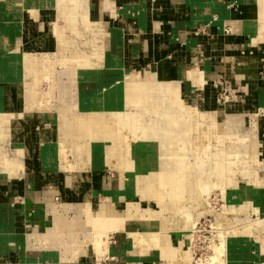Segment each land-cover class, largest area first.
Returning <instances> with one entry per match:
<instances>
[{"label":"crops","instance_id":"1","mask_svg":"<svg viewBox=\"0 0 264 264\" xmlns=\"http://www.w3.org/2000/svg\"><path fill=\"white\" fill-rule=\"evenodd\" d=\"M86 1L90 5L89 29L80 18L77 23L79 21L85 30L92 31V40L82 50L81 45L71 39L78 48L70 52L85 54L91 62L85 63L84 73L80 74L78 65H63L71 58V53L67 52L65 58V52H62L60 71L61 74L66 71L67 80L57 75L54 77L58 78H52L50 83L51 68L45 61L46 56L51 58L61 50L59 33L65 29L78 36L79 33L81 35L80 27L76 33L66 29L67 24L59 25L60 19L65 20L57 9L38 14L25 13L22 22L15 13L0 16L2 28L13 31L17 20L20 24L15 34L0 32V63L7 51L1 40L8 37L14 44L20 43L27 54L36 58L37 64V69H29L22 82L0 78V264H97L103 256L115 259L113 249L118 253L115 261L120 264L124 259L119 254L122 247L127 251L133 250L134 242L129 245L130 237H127L134 232L128 230L130 223L112 229L107 222L111 214L108 209L111 202L109 204L107 200L113 199L118 191L107 193L102 201L103 189H96L97 175L113 170L111 156L105 146H98L100 150H94L91 161H84L73 144L63 148L60 137L62 130L66 134L72 131L78 113L95 112L98 96L108 94L112 86L117 87L120 82L129 83L128 72L139 77L149 72L159 81H176L191 102L194 99L189 92H196V99L208 109V113L203 108L197 112L203 123L196 131L192 150L206 148L208 138H212L226 151L240 152V147H244L250 154L257 153L254 150L256 145L251 141L233 139L225 142L224 138L233 132L224 133L218 129L211 115L214 108L210 106L214 104L217 92L214 79L225 74L235 76L241 83L237 84V89L242 95L243 79L257 80L251 76L257 67V56H243L234 51L235 46H242L248 39L251 46V37L254 44L252 33L241 37L233 27L237 19H245L249 15L251 2L247 4V0H241L240 9L233 10L231 18L225 22L224 15H230V7L224 8L228 0ZM119 7L122 8L120 14ZM129 9L135 10L136 16L128 13ZM240 14L242 18H239ZM226 24L230 27L232 24L231 30L238 36L232 38V34H226ZM207 26H211V31L202 34L200 31ZM4 43L7 44L6 41ZM49 45L57 51L50 52ZM245 58L254 59V65L250 63L247 67ZM114 60L117 61L115 67ZM52 64L55 65L54 62ZM134 68H139L138 72H134ZM84 69L96 72L89 74ZM111 71L120 73V77L106 83L105 73ZM54 73L55 69H51L50 77ZM202 73L204 78L212 80L213 87L209 84L213 93L215 89L212 97L208 92L202 94L203 89L194 83ZM183 79L189 82L184 85ZM80 87L84 89L80 90ZM263 91H260V98ZM16 92L25 95L20 96ZM253 96H256V86L250 83L248 99L254 100ZM103 98L109 99L108 96ZM46 100L49 102L44 105ZM22 106L23 110L16 109ZM99 162H103L107 169L96 168ZM106 183L104 180L102 188ZM74 226L76 230L67 234L66 229ZM121 232L127 234L119 236L120 239L125 237V241L111 243L110 246L111 236ZM96 234H103V239L109 241L107 251L105 244L99 253ZM128 258L139 260L140 257L130 254ZM105 263L110 264L109 261ZM123 264H128V261Z\"/></svg>","mask_w":264,"mask_h":264},{"label":"bare ground","instance_id":"2","mask_svg":"<svg viewBox=\"0 0 264 264\" xmlns=\"http://www.w3.org/2000/svg\"><path fill=\"white\" fill-rule=\"evenodd\" d=\"M2 1L8 12L15 13L16 16L17 14L21 15L20 22H22L25 13L38 14L57 9L60 17L68 23L67 29L77 30L75 26L78 18L89 29L90 5L86 0ZM250 2L251 12L249 15L245 19H237L233 27L237 33L242 35L241 37H246L252 33L255 36V46L260 47V45H264V0H247V4ZM58 30L57 28V32ZM61 33L58 34L60 42L66 38L65 32ZM4 38L1 41L7 51L3 55L2 63H0V78L16 79L22 82L25 80L29 69H37L36 58L27 54L20 43L14 44L6 37V44L3 41ZM75 48L78 46L71 40H68L66 48L62 47L60 43V49H66L67 52L74 51ZM70 53L71 58L67 59L64 65L76 64L79 70L81 69L78 72L83 74L82 68L87 65L85 63L90 64L91 58L85 54ZM84 70L89 74L96 72L95 70ZM127 79L129 83L121 84L119 81L120 85L117 87L113 85L114 87L112 86L108 94L97 97L96 104L98 107L95 112L77 114L72 131L69 134L63 130L60 132L62 147L73 144L81 160L91 161L95 155L94 150H100L98 146H105L104 149L111 156L112 169L119 167V170H116L117 174L119 172L123 175L126 182L123 192H117L108 206L111 214L107 222L111 224L112 229H119L129 223L137 224L139 230L130 232L128 237L134 239L133 249L139 256H148L156 250L165 264H179L181 262L190 264L191 238L187 239L185 235L190 231L185 228L162 229V221L168 217H183L189 222L191 208L203 207L206 204V193L203 185L211 180L217 182V185L223 183L224 189L228 188L231 192L233 191L237 194V199L242 202L239 209L228 204L227 211H248L249 206H252V201H257L258 194L253 186H246L244 187L245 190L243 188V181L239 175H246V172L241 173L240 171L239 173L237 167L238 153L225 152L226 148L212 138H208L206 148L191 149L196 131L201 129L203 121L195 107L192 106L193 103L190 99L184 96L178 82L173 80L159 81L157 76L154 77L149 72L144 77L128 72ZM194 83L203 89L202 94L208 92V96L211 97L214 94L209 87L210 82L204 78L203 73ZM18 94L20 93L18 92ZM23 95L25 94L23 93ZM23 95L20 94V96ZM106 96H108V100L103 98ZM47 102L49 100L43 101V104L45 105ZM23 106L16 109L23 110ZM210 106L214 108L212 103ZM99 109L104 111L100 112ZM206 113L208 112L206 111ZM5 117L8 118L9 116L5 115ZM233 139L231 135H228L224 141L228 142V140L232 141ZM91 142L93 143L91 144ZM190 154L194 155V162L190 161ZM206 155L208 156L206 157ZM255 156L252 157L251 154L249 160L246 159L251 162L256 160ZM204 157H211L212 162L209 171L203 169ZM249 165L246 164V166ZM247 175L249 178H253V172L248 171ZM226 192L229 193V191ZM139 197H142L140 201ZM147 199L151 201L154 214L146 215L143 212L144 207L142 205L145 202H142ZM254 209L257 212L261 211L257 207ZM225 212H223L224 215ZM229 223L227 220L228 226ZM240 226L238 232L234 230L235 227L233 226L228 227L225 231L233 232V239L240 238L243 232L246 230L249 232L252 224L247 226L240 224ZM103 237V234H96L99 253L102 252L105 244L107 251L109 241L104 240ZM219 259L220 257L217 255L214 264H228L227 260ZM128 264L137 263L128 260Z\"/></svg>","mask_w":264,"mask_h":264},{"label":"rangeland","instance_id":"3","mask_svg":"<svg viewBox=\"0 0 264 264\" xmlns=\"http://www.w3.org/2000/svg\"><path fill=\"white\" fill-rule=\"evenodd\" d=\"M241 3H242L241 0H238V2L236 1V3L232 2L231 0H228L227 2L225 1L226 6L224 8L228 9L230 7L229 9L230 15L228 14L224 15L225 22L231 18L233 10L240 9L238 6ZM0 7L2 8V9L0 8L1 17H3V15L11 16L13 14L7 11L5 4L2 0H0ZM121 10L122 8L119 7L118 8L119 14L121 13ZM134 11L135 10L129 9L128 13L132 14L133 16H136L137 12H134ZM17 17L18 19H20L21 15L17 14ZM239 18H242V14H240ZM60 20L61 21H59V25H66V24L68 25V23H65L66 21H62V19ZM78 24H79V21L78 23H76L75 28L79 29L80 27L81 35L80 33L78 34V36L72 35L73 33L66 32V30L64 29L66 38L60 42L62 47L66 48V46H68V40H71V39H74L79 45H81L82 50H84L83 47L85 48L88 47L87 43H89V41L92 40L93 33L92 31L85 30L83 27L84 26L83 24H79V26ZM15 26L16 27H14L13 31L9 30L8 28L0 27V32H4L7 35H10L12 33L15 34V32L16 33L18 32V26H20L18 20H17V23H15ZM210 27L211 26H207V28H204V30L200 32L202 34L206 32H210L211 31ZM231 27H232V24H231ZM231 27L226 24L224 27L225 33L232 34V38L233 36H238L233 33V31L231 30ZM74 32L77 33V30H74ZM71 41L74 42L73 40ZM103 41L105 45V42H106L105 38L103 39ZM249 42H250V39H248L247 42L242 44V46H239V47L235 46L234 51L237 52L236 54L241 53V55L243 56L244 54H249L251 56H257V60H256L257 67L255 69V72H253V74L251 73V76L252 75L255 76L257 80L253 78L243 79L245 87L243 90L244 94L242 95L240 93V90L237 89L239 88L237 84H239L240 81L238 82L235 76H228L225 74L217 79H214L215 81L214 85L216 86V89H217V92H216L217 95L215 94V89L213 88L215 98H214V104H213L214 111L211 113V115L214 117L216 124L218 126V129H220L221 132L223 131L225 133V132H228L229 130H232L233 134L231 135L238 142L239 140H245L248 142L251 141L253 142V144L256 145V147L254 148L257 151L256 156H255L256 160L248 162L251 154L250 152H246L244 150L245 149L244 147H240V152H236V153H238L239 155V157L237 155V158H238L237 167H238L239 173L240 171L241 173L243 171L246 172V175H241V174L239 175L243 181V188L246 186H253V188L256 189V192L258 194L257 201H252V204H251L252 206H249V209L246 212H236L235 210L227 211L228 204L234 205L236 209H239L241 208L240 204L242 202H240L237 199L238 196L237 194L233 193V191L231 192L230 189L228 188L224 189L223 183L222 184L219 183L217 185L216 184L217 182H214L211 180V181L204 183L205 185H203L205 193L207 194V195L205 194L206 204L203 207L195 206L191 208L189 212L191 219L189 220V222L183 217H180V218L168 217L166 220L162 221L163 223L161 225L162 229L166 230V229L185 228L188 231H190V233L185 234L187 239L191 238V241H190V246H191L190 262L191 263L190 264H214L215 257L217 255L220 257V259L222 258V260H225V261L227 260L228 264H264V210H263L264 209V91L262 92L263 94L262 98H260L261 96L260 91L262 89L264 90V45H260V47L254 46V44L252 43V37H251L252 47L250 46ZM49 49H50L49 50L50 52L57 51V50L52 49L51 45H49ZM64 51H65L64 57L66 58L67 57L66 49L64 50L61 49L60 51H57L55 55H51V58H48L46 56L45 61L47 62L48 67L51 69H55V73L53 77H50L51 69H49V76H48L49 81L47 80L49 83L52 82L53 80L52 78H58L60 76H62L63 79L67 80V77L65 74L66 71H64L63 74H61V71H60V68L64 65L63 62L61 61L63 58L62 52ZM138 57H141V56H138ZM138 57L137 59H139ZM245 59L246 60L244 62L247 67L250 63L253 64L254 59H249V58H245ZM140 61H142L141 58H140ZM52 62H54L55 65L52 64ZM113 63H114L113 67H115L117 65V61L114 60ZM143 65L144 67H148L147 64H143ZM138 69L139 68H134V72H138ZM57 75L58 77H54ZM241 76L242 75H240V77ZM117 77H120V73L118 72L116 73V71L105 73V78L107 80L106 83H108L109 80L111 79L115 80ZM207 80L212 85V80H209L208 78ZM181 82L185 85L189 81L183 79L181 80ZM250 83L256 86V96H253L254 100L248 99V88L250 87ZM105 87L108 88L107 86ZM81 89H84V87H80V90ZM189 94L193 96L194 100L192 102L193 103L192 106L195 107L197 112L200 111L202 108L208 112V109L206 107H203V104H200V101L196 99L195 97L196 92H191V93L189 92ZM260 99L263 101L261 102ZM225 152L227 151L225 150ZM229 152L232 153L231 150H228V153ZM208 155L210 156V154ZM208 155H206V157ZM254 155L255 154H252V157ZM70 158L72 159V157ZM246 158H248V160ZM189 159L191 162H194L195 161L194 155L190 154ZM204 159H205V162L202 161V163L205 164L203 166V169H205V171L207 170L209 171V167L212 162L211 157H208V158L204 157ZM246 164L247 165L250 164L251 166L250 165L246 166ZM99 167L107 169L106 166H104L103 162L98 163L96 168H99ZM118 168L119 167H114L113 170H111L110 172H102V173L100 172V176L97 175L96 189L97 190L103 189V191L101 192V195H102L101 200L105 197V195H107V193L110 194L112 192L114 194L117 191L123 192V190L125 189V185H126L125 178H123V175L119 174V172L117 174L116 170ZM248 171L253 172V178L252 177L249 178V176L247 175ZM104 180L105 182L107 181V183L105 184V188H102V185L104 186ZM245 189L246 188H244V190ZM226 191H229V193ZM141 198L142 197H139V201L141 200ZM112 200H113L112 198H108L107 201L109 203ZM142 203H144L142 207H144L143 212L146 215H149L151 213L154 214V209H152V204L150 200L147 199L146 201H143ZM253 205L257 207L258 209L260 208L259 210L261 211L257 212V210L254 209L255 207ZM224 211H226L225 215L223 214ZM227 220H229L230 222L229 226L228 224H226ZM250 223L252 224V226H250L251 229L249 228V232H247V230L243 232L242 237L240 238L233 239L234 238L232 237L233 232L231 233L226 232L227 228L231 226L235 227L234 230L238 232V230H240L239 228H241L240 224L247 226ZM75 228L76 226H74L73 229L71 228L66 229V231H68L67 234H70L73 231H75L76 230ZM128 230L130 231L138 230V225L130 224L128 226ZM84 233L86 232H83V234ZM123 234L127 236L126 233H122V232L120 234L112 235L110 238V246H111V243L114 245L116 242H117L116 244H118L120 241H125L126 239L125 237L121 239L119 238V236ZM244 236H247V237L249 236V237L247 238ZM82 240H85V239L83 238ZM131 242L133 243L134 239L130 237L129 245L131 244ZM224 243L226 244L224 245ZM113 251L116 252L115 259H112L110 256H107V258L103 256L100 259V261H97V264H106L105 262H108V261L110 262V264L112 263L119 264L115 261L118 253L114 249ZM119 254L121 258L125 259V260L122 259L121 261L122 263L120 264H123L125 263V261H128V260L131 262H136L137 264H165V261L159 257L156 250L152 251L148 256L142 257V256H139L134 251V249L132 251L131 250L127 251L126 249L122 247V251ZM130 254H133V256H139L140 257L139 260H136V258L135 259L128 258ZM182 263L183 262L179 264H182Z\"/></svg>","mask_w":264,"mask_h":264}]
</instances>
